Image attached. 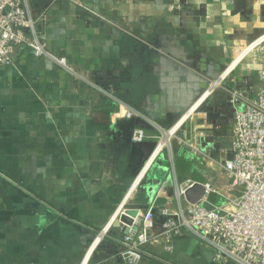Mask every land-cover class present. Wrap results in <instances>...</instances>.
Masks as SVG:
<instances>
[{"label":"crops","instance_id":"1","mask_svg":"<svg viewBox=\"0 0 264 264\" xmlns=\"http://www.w3.org/2000/svg\"><path fill=\"white\" fill-rule=\"evenodd\" d=\"M25 2L46 47L94 86L24 45L0 65V264H127L112 238L121 213L152 198L174 206L175 183L187 179L226 186L216 161L232 132L227 90L256 92V66L242 58L202 91L264 32V0ZM174 123L171 150L145 168L159 128ZM134 126L152 137L133 142ZM190 239L177 236L172 253L146 244L154 256L138 264H201L186 253Z\"/></svg>","mask_w":264,"mask_h":264},{"label":"built area","instance_id":"2","mask_svg":"<svg viewBox=\"0 0 264 264\" xmlns=\"http://www.w3.org/2000/svg\"><path fill=\"white\" fill-rule=\"evenodd\" d=\"M34 22L35 18L29 14L25 0H0V65L11 64L14 48L24 45L35 55L49 58L72 77L84 79L94 86L65 57L46 47ZM238 55L239 59H236ZM245 57L256 66L261 85L254 93L238 88L227 90L232 132L226 157L216 161L225 177L226 186L207 179L202 182L203 196L183 204L180 199L194 181L187 179L177 182L174 206L156 207L155 198H152L139 214L132 217L131 223L121 221L122 234L112 238L120 244L119 255L125 263L138 264L143 255L154 256L145 249L146 244L159 245L163 251L172 253L175 238L188 232L198 245L211 253L212 260L217 264L227 261L231 264H264V32L238 49L228 67L216 78L208 80L202 96L221 87L229 68ZM124 113L130 117L136 111L126 106ZM178 128V123L159 128L145 168L161 150H171L170 137L177 135ZM150 137L151 133L141 126L131 129L132 141L141 142ZM163 138L166 143L156 150ZM179 139L202 160L209 159V155L193 142L184 136ZM210 193L217 195L219 201H211L208 198ZM158 219H161L159 223Z\"/></svg>","mask_w":264,"mask_h":264},{"label":"water","instance_id":"3","mask_svg":"<svg viewBox=\"0 0 264 264\" xmlns=\"http://www.w3.org/2000/svg\"><path fill=\"white\" fill-rule=\"evenodd\" d=\"M217 75L212 76L209 79L216 78ZM224 82H225V79L222 80V83H224ZM133 142H135V141H133ZM141 142H136V143H141ZM173 143H175L174 140H173ZM203 194H204L203 185L201 182H198V181H194V183L191 186H189L188 188H186L185 192H184L185 198L188 201H192V202L200 199L203 196ZM127 212L131 213V215H135L134 211H131L129 209L126 210V213ZM126 213L125 212L121 213L120 220L129 224L132 221V217L128 216V214H126ZM160 221H161V219H158L157 222L159 223ZM157 227H159L158 224H157ZM186 253L188 255H190L194 260H196L197 262H199L201 264H217L216 262H214L212 260L211 253L209 251H207L206 249H204L203 247H201L200 245H198L197 240L194 237L190 239L189 245L186 249ZM225 264H231V262L227 261Z\"/></svg>","mask_w":264,"mask_h":264},{"label":"bare ground","instance_id":"4","mask_svg":"<svg viewBox=\"0 0 264 264\" xmlns=\"http://www.w3.org/2000/svg\"><path fill=\"white\" fill-rule=\"evenodd\" d=\"M161 141L163 142V144H165V143H166V141H165V138H163Z\"/></svg>","mask_w":264,"mask_h":264},{"label":"rangeland","instance_id":"5","mask_svg":"<svg viewBox=\"0 0 264 264\" xmlns=\"http://www.w3.org/2000/svg\"><path fill=\"white\" fill-rule=\"evenodd\" d=\"M211 179H212V178H211ZM237 193H238V191L235 192V194H237ZM214 197H215V196H214ZM213 200H214V199H213Z\"/></svg>","mask_w":264,"mask_h":264}]
</instances>
